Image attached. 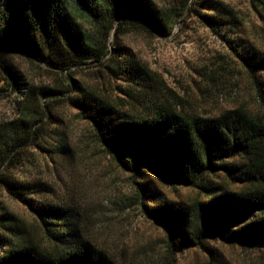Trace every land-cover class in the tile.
<instances>
[{
    "label": "trees",
    "instance_id": "obj_1",
    "mask_svg": "<svg viewBox=\"0 0 264 264\" xmlns=\"http://www.w3.org/2000/svg\"><path fill=\"white\" fill-rule=\"evenodd\" d=\"M169 1L162 8L154 0H0V75L35 105L0 123V191L31 213L40 233L33 239L27 222L0 202V264H121L88 236L76 200L56 199L50 181L16 174L20 166L36 165L34 149L46 157L71 154L65 133L49 125L57 120L53 95L65 93L96 140L131 173L133 204L165 233L164 264H178L177 255L194 248L217 254L211 240L264 246V49L229 3ZM251 5L259 11L255 1ZM188 12L226 44L225 69L246 75L260 111L238 106L218 115L188 112L163 97L168 88L160 76L119 41L138 28L170 36L173 21ZM15 55L69 77L95 65L121 81L118 95L110 99L77 81L65 90L26 86ZM157 180L195 190V201L170 199Z\"/></svg>",
    "mask_w": 264,
    "mask_h": 264
},
{
    "label": "rangeland",
    "instance_id": "obj_2",
    "mask_svg": "<svg viewBox=\"0 0 264 264\" xmlns=\"http://www.w3.org/2000/svg\"><path fill=\"white\" fill-rule=\"evenodd\" d=\"M154 1L162 8L170 7L169 0ZM222 1L241 13L245 32L264 49V3L259 0ZM253 1L259 11L252 7ZM68 4L73 9L71 3ZM83 23L90 26L84 20ZM172 26L170 36L161 37L138 28L119 40L167 85L163 97L183 105L188 112L202 115H218L238 106L261 110L246 75L238 73L235 68L231 71L225 69L230 60L226 44L205 27L199 17L188 12L174 20ZM15 56L14 63L23 73L26 86L31 83L65 90L67 83H72L75 89L74 81H77L110 99L116 98L117 86H121L120 80L108 77L95 65L78 69L69 77L54 74L47 67ZM5 81L0 75V123L16 119L23 109L35 106L28 101L27 95L14 93ZM24 90L27 91L26 88ZM67 96V93L53 95L52 112L57 120L49 125L55 133H65L71 154L47 153L50 156L46 157L34 149L36 165L20 166L16 174L50 181L55 187L56 199L76 200L84 216L88 236L112 251L121 259V264H164L165 233L133 204L131 196L136 192V184L131 173L121 168L96 140L91 123L67 104ZM49 148H53L52 145ZM157 183L170 199L188 202L196 199V191L191 188L168 187L160 180ZM0 202L27 222L31 237L38 241L40 233L31 213L4 190L0 191ZM209 245L217 250V254L210 256L194 248L178 254L177 263L264 264L263 245H227L218 240H211Z\"/></svg>",
    "mask_w": 264,
    "mask_h": 264
}]
</instances>
